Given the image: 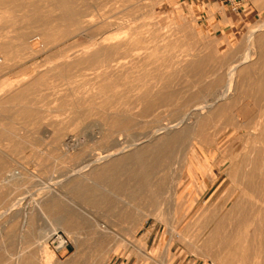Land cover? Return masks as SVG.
<instances>
[{
  "label": "rangeland",
  "instance_id": "1",
  "mask_svg": "<svg viewBox=\"0 0 264 264\" xmlns=\"http://www.w3.org/2000/svg\"><path fill=\"white\" fill-rule=\"evenodd\" d=\"M195 4L0 0V264L13 263V245L17 264H112L139 256L145 237L149 264H264V26L249 39L264 7L249 32L226 38L210 35ZM163 126H189L173 150V178V166L156 168L149 195L127 207L121 191L100 206L73 191L79 183L110 190L96 175L132 150L151 152ZM160 185L164 197L151 199ZM38 203L71 243L60 258L52 233L39 239ZM88 215L112 231L99 233Z\"/></svg>",
  "mask_w": 264,
  "mask_h": 264
},
{
  "label": "bare ground",
  "instance_id": "2",
  "mask_svg": "<svg viewBox=\"0 0 264 264\" xmlns=\"http://www.w3.org/2000/svg\"><path fill=\"white\" fill-rule=\"evenodd\" d=\"M78 22V21H77ZM264 24L259 26L256 30H253L251 35H250V38H252L253 34L256 33L258 30H260L261 28H263ZM250 53V52H248ZM250 57V56H249ZM248 56H246L245 60H248L249 58ZM243 60V59H242ZM242 62H245L244 60ZM236 64V63H235ZM239 65V64H238ZM236 66H234V69H233V74L236 70ZM230 88V87H229ZM232 88V87H231ZM229 92V91H228ZM227 92V93H228ZM226 93V94H227ZM229 94V93H228ZM228 97V96H227ZM216 100V99H215ZM209 104H212L211 102L210 103H205L201 106H196L193 108V111L192 112H199V111H202V109H205L206 107L210 106ZM213 106V105H212ZM210 108V107H209ZM207 109V108H206ZM212 109V108H211ZM190 112V110H189ZM188 113V112H187ZM193 114V113H192ZM191 114V115H192ZM196 113H194L193 115H195ZM198 114V113H197ZM200 114V113H199ZM188 115V114H187ZM185 114V116L183 117H186L187 116ZM198 116V115H197ZM189 118V117H188ZM182 120V119H181ZM188 120V119H187ZM186 120V121H187ZM180 121V120H179ZM178 121V122H179ZM177 122V123H178ZM190 122V121H189ZM176 123V124H177ZM181 123V122H180ZM183 123V122H182ZM186 124V123H185ZM193 124V123H192ZM172 126V125H171ZM176 126V125H173V127ZM186 127V126H185ZM189 126H187V128L181 130V131H177V132H173V133H168L167 131L169 130V128H160V129H156V133H165L167 134L165 136L164 139H162V141H158L159 143L155 144V147L153 146V149L151 150V152H147V151H140V150H132L133 152H131V154L123 160L121 159H118V163H115L116 161L112 162V163H115V164H109L107 166H105L106 164L105 163H108V161H110L112 158H115L116 156L118 157V155L120 153L123 154V150L126 149V148H131V146H136V143L132 144L131 146H125V148H116L118 149L117 151L115 152H110V153H107V154H102L101 156H99L98 158H96L95 160H92L89 162V166L91 167L92 166H105L103 167L102 172H98L99 174L96 175L98 177V179L100 180H104L105 183L110 187V190H102L104 188H100V186H87V187H84V184H78L76 187H73V191L75 193H78V196H80V198H84L86 201L88 202H91L93 203L94 205H102L104 204L103 202L108 199V196L112 195L114 193V191L117 193L120 191L123 193V197L120 198V201L123 202V205L124 207H127V206H132V202L133 200H138V198H142L146 195H149V193L146 194L147 190L151 189L150 188V185L149 184V179L150 177L153 175V173L155 172L156 168H160L162 170H170V167H174L173 168V173H172V178H173V174L175 172V170L177 169V166L178 164H172V160L173 159V150H175L174 148H176V146H180L183 141L185 140L186 136L189 134V129H188ZM171 128V127H170ZM155 134V133H154ZM154 136V135H153ZM158 136V135H157ZM150 138V137H149ZM67 139V138H66ZM173 148H172V147ZM175 146V147H174ZM133 148V147H132ZM180 147H178L179 149ZM114 149V150H116ZM128 149V150H129ZM150 149V148H149ZM177 149V148H176ZM125 151V150H124ZM150 151V150H149ZM176 151V150H175ZM178 151V150H177ZM181 152V151H180ZM179 153V152H178ZM175 154V153H174ZM179 156V155H178ZM176 155V158L178 157ZM97 157V156H96ZM193 158L196 159L198 158L197 157V154L196 152L193 153ZM263 159V158H262ZM261 159V160H262ZM193 161L191 159H189V162L187 164V167H188V170H189V173L193 176L194 174H196V168L194 165H193ZM207 163V162H206ZM105 164V165H104ZM204 165L202 167H205V163H203ZM88 165V164H87ZM261 165V164H260ZM99 168V167H98ZM85 170V168H84ZM203 170V169H202ZM94 171V169H93ZM157 171V170H156ZM171 171V170H170ZM95 172V171H94ZM159 172V171H158ZM81 173V172H79ZM96 173V172H95ZM15 174V173H14ZM13 174V175H14ZM155 174V173H154ZM199 174V172H198ZM10 177H12L13 175L12 174H9ZM66 179V178H65ZM86 179V178H85ZM169 179V177H168ZM167 179V180H168ZM12 180V179H11ZM82 180V179H81ZM162 180V179H161ZM159 180V184H160V181ZM170 180V179H169ZM69 181V180H68ZM100 182V181H99ZM134 182L136 183L135 187H133L131 185V183ZM151 182V181H150ZM157 183V181H156ZM155 183V184H156ZM96 184V183H95ZM154 184V185H155ZM158 184V185H159ZM162 184V183H161ZM168 184V183H166ZM165 184V185H166ZM260 186V185H259ZM165 187V186H164ZM163 186H155V190H154V194L150 193L152 196H150V198L152 197L153 199L156 197H161L163 194H164V189L166 190V187L164 188ZM171 188V187H170ZM154 189V187H153ZM246 189V188H245ZM168 190H170L168 188ZM248 190V189H247ZM172 191V189H171ZM261 191V190H259ZM243 192V191H242ZM264 193V192H263ZM146 194V195H145ZM172 194V193H171ZM253 194V193H252ZM262 194V192H261ZM114 195V194H113ZM244 195V194H243ZM115 196V195H114ZM171 196V195H170ZM164 197V195H163ZM245 197V196H244ZM256 197V196H255ZM259 199L260 196H258ZM118 198V197H116ZM151 198V199H152ZM155 198V199H156ZM114 199V198H113ZM146 199H148L149 201H147L148 203H150V200L149 197H147ZM162 199V198H160ZM170 199V198H169ZM164 200V199H162ZM155 201V200H154ZM159 201V200H158ZM166 201V200H164ZM163 201V202H164ZM134 202V201H133ZM137 202V201H136ZM142 202V201H141ZM162 202V201H161ZM135 203V202H134ZM147 203V204H148ZM118 204V203H117ZM119 205V204H118ZM122 205V204H121ZM152 205V204H151ZM157 205V203H156ZM162 205V204H161ZM262 205V204H261ZM145 206H148V205H145ZM164 206V205H163ZM252 207V206H251ZM123 208V207H121ZM129 208V207H128ZM127 208V209H128ZM162 208V206H161ZM164 208V207H163ZM167 208V207H165ZM164 208V209H165ZM37 209H38V212H39V217L41 218V220L43 222H45V226L44 227H41L42 228V231L40 232L39 234V239L42 240L43 243H46L47 241V237L49 236L48 234L49 233H52V235L54 234V232L57 231L59 225L62 224L61 221L57 220V221H54V222H49L48 219H47V216L44 212V208L43 206L38 203L37 204ZM235 209V208H234ZM46 210V209H45ZM124 210V209H123ZM126 210V208H125ZM130 210V209H129ZM142 210V209H141ZM232 210V209H231ZM264 210V209H263ZM134 211V210H133ZM133 211H132V215H133ZM251 211V210H250ZM121 212V211H120ZM129 212V211H128ZM131 212V211H130ZM141 212V211H140ZM143 212V211H142ZM124 216H126L128 219H130L132 222H136V219H134L135 217H132L130 216V214H127V210L126 211H122L121 212ZM145 213V212H144ZM143 213V214H144ZM147 213V212H146ZM151 213V212H150ZM121 214V215H122ZM140 214V213H139ZM247 214V213H246ZM122 215V217H123ZM128 215V216H127ZM147 215V214H146ZM152 215V213L150 214ZM154 215V214H153ZM152 215V216H153ZM91 219H92V222H93V217L88 215ZM134 216V215H133ZM136 216V215H135ZM148 216V215H147ZM244 216V215H243ZM247 216V215H246ZM124 218V217H123ZM143 218V217H142ZM39 219V218H38ZM138 219V218H137ZM243 219V218H242ZM257 219V218H256ZM261 219V218H260ZM142 220V219H141ZM139 219V221H141ZM144 220V218H143ZM246 222V220H245ZM127 223V222H126ZM241 223V222H240ZM239 223V224H240ZM256 224V222H255ZM223 226V225H222ZM239 226V225H238ZM260 226V225H259ZM94 227L96 228V230L99 231V233H102V234H105V233H109L112 231L111 227L108 225V223H104V224H100L99 221L97 222V220H94ZM131 227V226H130ZM133 227V225H132ZM131 227V228H132ZM138 227V226H137ZM43 228H45L43 230ZM240 228V227H239ZM135 229V227H134ZM129 230V229H128ZM97 231V232H98ZM233 231V230H232ZM231 232V231H230ZM229 232V233H230ZM70 233V232H69ZM98 235V234H97ZM47 236V237H46ZM182 239V238H181ZM247 239V238H246ZM78 242V240L76 241ZM249 242V241H247ZM41 244V243H40ZM42 245V244H41ZM255 249V248H254ZM264 250V249H263ZM248 257V256H247Z\"/></svg>",
  "mask_w": 264,
  "mask_h": 264
},
{
  "label": "crops",
  "instance_id": "3",
  "mask_svg": "<svg viewBox=\"0 0 264 264\" xmlns=\"http://www.w3.org/2000/svg\"><path fill=\"white\" fill-rule=\"evenodd\" d=\"M188 2H192L195 4L196 7H202L206 10L205 15H201L205 18L206 25L208 32L212 36V34H216L218 32H223L228 35H226V38L233 37L237 34L249 32V29L252 28V26L255 25V22L253 21L255 18V15H258L257 12L259 9H263L264 7V0H243L241 8L238 12H231L228 10L229 6L225 4L224 0H187ZM227 7L228 9H224V14L217 15L215 13L216 8ZM213 15V18L215 22L217 21L216 25H211V16ZM219 17V19L217 18ZM222 185V184H221ZM139 251L141 254L139 256H130L129 253H125L122 255H116L113 258L112 264H149L147 262L148 260V251H149V242L150 237L140 238L139 239ZM19 247V246H18ZM98 248V247H97ZM62 251V250H61ZM61 251H55V255L57 257H62L60 254ZM146 252V253H145ZM11 256H13V263L17 264V260H20L19 251L18 248L15 245L12 247ZM12 262V261H10ZM85 264H89V258H87V261H85Z\"/></svg>",
  "mask_w": 264,
  "mask_h": 264
},
{
  "label": "built area",
  "instance_id": "4",
  "mask_svg": "<svg viewBox=\"0 0 264 264\" xmlns=\"http://www.w3.org/2000/svg\"><path fill=\"white\" fill-rule=\"evenodd\" d=\"M243 0H224L225 4L229 6L231 12H238L241 8ZM2 61V57L0 56V62ZM49 244L53 248L54 251L66 250L69 251L71 249L70 241L63 237L62 234L54 233L49 239Z\"/></svg>",
  "mask_w": 264,
  "mask_h": 264
}]
</instances>
